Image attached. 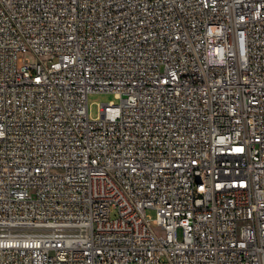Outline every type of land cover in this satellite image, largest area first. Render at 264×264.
Segmentation results:
<instances>
[{"label":"built area","instance_id":"obj_1","mask_svg":"<svg viewBox=\"0 0 264 264\" xmlns=\"http://www.w3.org/2000/svg\"><path fill=\"white\" fill-rule=\"evenodd\" d=\"M0 264H264V0H0Z\"/></svg>","mask_w":264,"mask_h":264},{"label":"rangeland","instance_id":"obj_2","mask_svg":"<svg viewBox=\"0 0 264 264\" xmlns=\"http://www.w3.org/2000/svg\"><path fill=\"white\" fill-rule=\"evenodd\" d=\"M111 101H114L115 103H119V100H117L114 96V94H101V93H95L89 95L88 103H89V113L91 118H97L100 116V107L102 104L109 103ZM148 216L154 221L157 218V212L154 209H148L147 211ZM115 212L112 213V216L115 217ZM154 229L160 233V229L154 225Z\"/></svg>","mask_w":264,"mask_h":264}]
</instances>
